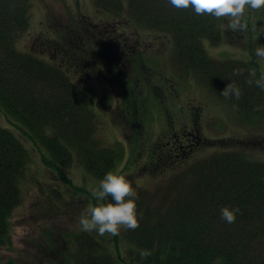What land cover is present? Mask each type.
<instances>
[{
    "label": "trees",
    "instance_id": "16d2710c",
    "mask_svg": "<svg viewBox=\"0 0 264 264\" xmlns=\"http://www.w3.org/2000/svg\"><path fill=\"white\" fill-rule=\"evenodd\" d=\"M93 2L112 16L126 15L132 24L171 38L173 60L178 66L232 104L243 117L264 116V90L247 83L251 72L256 73L253 79L262 73L258 62L218 60L203 44L205 40L225 43L221 19L198 16L192 9H176L168 0ZM30 15L31 0H0V109L20 129L24 127L23 133L39 152L40 147L46 149L47 154H41L42 162L87 195V205L91 192L72 182L63 168L71 167L79 158L92 177L103 179L115 167L121 152L99 145L89 88L80 87L60 68L17 49L16 40L28 30ZM251 18L244 20L249 22ZM162 63L170 72L166 60ZM237 69L241 75H233ZM230 83L240 88V99L221 95ZM150 88L155 89L153 85ZM137 95L129 92L126 102ZM253 140L237 139L232 145L223 139L210 140L214 151L211 156L157 189L136 190L140 226L126 231L128 251L121 246L120 236L101 238L96 232L80 231L70 237L65 259L51 264H264V141ZM28 152L13 131L0 125L1 243L6 242L10 218L22 201ZM111 202V197H106L95 201L94 206ZM223 207L239 208L235 223L221 219ZM142 250L151 254L143 258ZM0 264L16 263L0 258Z\"/></svg>",
    "mask_w": 264,
    "mask_h": 264
},
{
    "label": "rangeland",
    "instance_id": "374dc122",
    "mask_svg": "<svg viewBox=\"0 0 264 264\" xmlns=\"http://www.w3.org/2000/svg\"><path fill=\"white\" fill-rule=\"evenodd\" d=\"M250 16L254 18L247 22L244 32H232L229 36L227 21L221 19L225 43L205 40L203 44L211 57L243 62L254 59L264 72V60L255 55V49L264 46V8L246 9L244 18ZM128 19L126 15L117 17L100 10L93 0H31L30 26L16 40L19 51L60 68L80 87L91 90L98 121L96 139L101 147L121 152L111 172L124 175L136 190L150 191L211 156L214 151L210 140L223 139L228 145L237 139L264 141V116L243 117L232 104L221 100L175 63L171 38L159 37L156 31L134 25ZM89 29L91 35L99 34L95 45L88 39ZM113 33L121 42L133 45L128 51L132 52L129 58L135 61H123L119 66L121 53L116 52L119 56L110 59L105 56L112 53L108 35ZM72 42L79 46V55L85 50L83 64L76 67V72L68 71L62 61L64 56L67 59L68 44ZM49 46L50 50L45 51ZM163 60L180 79L163 67ZM157 62L160 65L154 66ZM150 85L155 89L151 90ZM129 92L138 95L127 103L125 96ZM0 125L13 131L29 151L21 183L22 201L10 218L6 242L0 241V258L16 264L64 260L70 237L82 231L81 215L98 200L92 196L86 205L87 195L49 169L42 162L41 154H47L46 149L40 147L39 152L23 133L24 127L20 129L1 109ZM178 169L181 170L175 171ZM63 171L77 186L90 192L102 180L92 177L79 158ZM126 231L121 229L117 236L123 239L121 246L128 251Z\"/></svg>",
    "mask_w": 264,
    "mask_h": 264
},
{
    "label": "clouds",
    "instance_id": "9594fccd",
    "mask_svg": "<svg viewBox=\"0 0 264 264\" xmlns=\"http://www.w3.org/2000/svg\"><path fill=\"white\" fill-rule=\"evenodd\" d=\"M172 7L180 10L192 9L198 16H211L217 20L227 21L225 27L233 32L246 30L248 25L244 20L246 9L259 10L264 8V0H168ZM255 55L258 60H264V46L255 49ZM239 69L235 70L233 75H241ZM247 83L255 85L264 90V72L259 78L253 71L250 73ZM225 98L235 96L240 99L241 90L238 86L230 83L221 93ZM257 111L260 107L257 106ZM92 196L98 201L111 197V203H98L96 206H90L86 209V214H82L79 220L81 230L84 232H96L99 236L105 234L116 236L120 234L121 229L136 230L140 226V217L138 214L137 191L133 187L132 181L124 175L108 172L102 180L99 181L97 188L91 190ZM239 208L223 207L221 209V219L232 224L237 219ZM151 253L148 250L140 252L141 257L147 258Z\"/></svg>",
    "mask_w": 264,
    "mask_h": 264
},
{
    "label": "flooded vegetation",
    "instance_id": "af4514ba",
    "mask_svg": "<svg viewBox=\"0 0 264 264\" xmlns=\"http://www.w3.org/2000/svg\"><path fill=\"white\" fill-rule=\"evenodd\" d=\"M91 29L88 30V39L91 40L94 45L96 44V40L99 38V34H94V35H91ZM105 38V36H102ZM42 42V41H41ZM124 42H121L120 40H118L117 38H115V33L111 34V35H108V45H109V50L112 52L110 54V56L108 55H105L108 59L112 58V57H115V56H119L118 53H121L122 57H120V60H119V63L118 65L120 66L121 63H126V62H129L131 59H133V57H131V59L129 58L130 55H131V51H128L129 48L133 47V45H131L130 43H124ZM42 45H44V43L42 42ZM69 46V50H67L66 54H67V59L66 57L64 56L63 57V62L65 63V65L67 66V69L68 71H72V72H76L77 70V66H79L80 64H83V57H82V54H84V51L82 53H78V47H76L74 45V42H72L71 44H68ZM57 50V48H55ZM54 49V52L57 53L58 51H55ZM81 49V48H80ZM50 50V46L47 50L45 51H48ZM44 52V54H46V52L44 50H42ZM82 51V50H81ZM116 52H118L116 54Z\"/></svg>",
    "mask_w": 264,
    "mask_h": 264
}]
</instances>
